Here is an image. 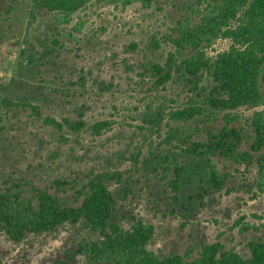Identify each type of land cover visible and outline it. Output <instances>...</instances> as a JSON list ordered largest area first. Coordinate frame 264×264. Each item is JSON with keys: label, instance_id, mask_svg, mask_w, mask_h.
Returning <instances> with one entry per match:
<instances>
[{"label": "rangeland", "instance_id": "1", "mask_svg": "<svg viewBox=\"0 0 264 264\" xmlns=\"http://www.w3.org/2000/svg\"><path fill=\"white\" fill-rule=\"evenodd\" d=\"M195 2L161 0L145 7L93 0L71 23H61L46 8L33 10L32 0H0V187L8 177L25 178L78 205L82 198L75 189L55 187L53 181L77 178L81 186L102 179L116 198L112 221L125 228L135 218L153 224L148 247L158 255L183 253L189 245L198 254L203 243L220 240L249 256L248 241L264 240V171L258 161L264 147L256 152L250 145L251 117L264 105L221 109L215 120L179 121L170 117L172 111L208 106L211 75L204 72L195 86L174 70L165 88L151 89L155 76L150 68L166 63L173 50L168 37L191 13L187 6L197 8ZM80 22L84 25L78 30ZM153 40L159 41L157 47ZM231 42L216 39L208 54L228 49ZM190 53L186 49L183 56ZM9 101L38 104L42 114ZM226 114L237 116L234 124L243 127L245 136L241 149L254 154L253 162L216 156L219 171L230 177L215 188L205 158L185 153L184 139L193 133L190 142L207 141ZM47 115H82L87 126L61 131L44 122ZM106 119L116 121L111 129L97 134L89 128ZM175 155L185 166L177 199L170 185L175 170L166 169L164 160ZM87 236L98 234L84 218L21 241L0 226V264H51L56 258L88 264L77 252Z\"/></svg>", "mask_w": 264, "mask_h": 264}, {"label": "trees", "instance_id": "2", "mask_svg": "<svg viewBox=\"0 0 264 264\" xmlns=\"http://www.w3.org/2000/svg\"><path fill=\"white\" fill-rule=\"evenodd\" d=\"M93 0H32V9L46 8L56 14L61 23H71L74 14ZM129 5L140 2L145 7L159 4L161 0H104ZM193 3V2H192ZM187 6L191 13L181 17L168 40L173 45L165 64H154L150 68L155 76L151 89L165 88L172 79L173 71L183 73L198 86L204 72L211 75L214 84L210 88L204 105H190L170 113L174 120L189 121L204 116L205 121L215 120L221 109H235L241 106L264 105V0H196L197 8ZM185 4V3H184ZM84 22L77 26L82 29ZM218 38L232 40L228 49L216 55L208 54L207 48ZM153 45H159L153 40ZM191 53L183 56L184 50ZM11 105L30 107L32 113L41 116V107L31 102L9 101ZM224 123L217 130L208 132L207 141H193L188 135L184 142L185 153L205 158L210 181L215 188H222L229 172H220L214 158L223 157L234 162L249 164L253 153L241 149L245 139L243 127L234 122L236 115L226 114ZM44 122L55 129L65 127L78 131L87 126L83 116L72 118L53 115L44 117ZM116 123L114 119L97 121L89 126L97 134L109 130ZM253 141L252 150L264 147V108L251 117ZM66 141V136H61ZM166 169L175 170L171 188L174 198L181 187L184 164L180 157L165 156ZM260 170L264 171V154H259ZM55 187L65 184L75 189L82 201L78 205L67 202L51 193L47 188L37 186L25 178L8 177L0 187V226L15 241L23 240L30 233L50 231L66 222H78L84 218L87 226L98 237H85L78 242L77 252L84 255L88 264H264V240L254 239L247 243L249 256H244L234 247L227 248L220 240L203 243L196 253L189 245L183 253L158 255L148 245L153 238V224L142 218H135L130 228L112 221L116 198L102 179L79 185L77 178L55 179ZM243 219H239L241 223ZM243 229L249 227L243 224ZM51 264H70L56 258Z\"/></svg>", "mask_w": 264, "mask_h": 264}]
</instances>
